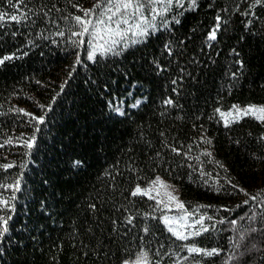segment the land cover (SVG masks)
<instances>
[{
    "label": "trees",
    "instance_id": "16d2710c",
    "mask_svg": "<svg viewBox=\"0 0 264 264\" xmlns=\"http://www.w3.org/2000/svg\"><path fill=\"white\" fill-rule=\"evenodd\" d=\"M97 2L25 0L19 4L13 0L16 11L9 7L8 0H0V12L8 14L0 22V59L14 57L0 65V183L10 184L23 177L21 191L15 193L16 211L10 224L15 229L14 240L24 237L23 247L16 250L10 246L4 261L116 264L111 253L131 254L134 259L139 251H147L151 264H225L232 250L230 237L236 235L231 228L239 229L247 223L239 221L233 226L228 221L254 212L259 218L264 211V204L257 201L244 205L248 197L240 191L244 189L264 199V144L259 140L264 136V124L246 116L226 128L215 109L264 105V36L259 32L249 36L245 26L253 20L252 30L264 29V8L253 7L254 0H199L201 7L195 13H185L178 33L188 41L184 55L176 58L168 71L157 75L148 67L157 49H146L142 60L137 52L138 62L144 67L125 77L122 71L126 62L105 61L98 54L101 63L108 65L100 68L87 60L84 48L78 53L83 63H74L76 55L67 43V27L74 23L73 16L83 15L79 8H92ZM73 4L77 7L73 8ZM29 9L40 16L33 12L27 22L11 21L12 14L23 15ZM44 12H49L52 22L43 16ZM217 14L222 18L221 29L212 47H208L207 34ZM57 31H64V37L57 36ZM233 49L240 52V57L234 55ZM193 58L198 65L191 64ZM237 59L246 61L244 69L234 63ZM184 67L194 76L178 79L183 75L179 69ZM233 71L238 79L231 75ZM89 77L115 81L109 91L113 98L125 102L127 117L107 119L109 110L104 108V101L109 98L103 92L96 95L100 90H93ZM172 79H178L177 85L171 84ZM140 96L144 102L130 108ZM167 98H172L176 106H164ZM40 105L53 110L40 126L38 147L28 150L22 145L33 134V127L29 117L17 109L39 116L44 114ZM101 112L105 113L103 117ZM205 138L211 143H205ZM84 143L98 146L87 151L85 166L74 187L63 194V203L58 206L61 214L46 231L35 232V239H29L21 228L29 216L33 222L36 220L33 197L53 167L50 162L65 154L84 155ZM29 151L31 154L25 155ZM205 152H211V157L203 155ZM4 164L14 166L5 170ZM159 176L179 189L185 208L195 213L190 221L203 215L205 225L215 227L188 241L176 240L163 223L165 210L148 196L130 194L135 186L146 187ZM233 184L237 187L233 188ZM0 194L7 199L12 190L0 189ZM89 204H96L95 213ZM199 205L210 207L198 208ZM225 208L231 211L225 212ZM208 216L213 220L208 221ZM129 217L134 218L131 225L127 223ZM220 219L225 223L216 224ZM89 227L95 235L87 231ZM193 244L218 248L220 255L208 258L188 253L187 246ZM260 259V254L254 255L251 264H259Z\"/></svg>",
    "mask_w": 264,
    "mask_h": 264
},
{
    "label": "snow or ice",
    "instance_id": "6c2138e0",
    "mask_svg": "<svg viewBox=\"0 0 264 264\" xmlns=\"http://www.w3.org/2000/svg\"><path fill=\"white\" fill-rule=\"evenodd\" d=\"M19 4H24L25 0H17ZM9 7L18 11L17 5L13 3V0H8ZM261 6L264 8V0H254L253 7ZM73 8L77 5L73 4ZM55 7V5H53ZM201 4L199 0H98V2L92 8H79V11L83 15H75L72 17L74 21L73 24L67 27V31L70 33V37L67 43L73 48L74 54L76 55L75 65H81L83 61L81 60L79 49L84 48V54L88 61L99 65L100 68H107V62L101 63L99 57L105 58V61L112 59L113 63L118 61H124L125 66L122 71V75L125 77H131L136 73V69L143 68L144 65L138 62L136 56L137 52L141 53L139 59H144L143 53L148 48H156L157 51L152 53V59L148 62V67L151 71L159 75L162 72L168 71L171 67L173 61L184 55L185 49L187 47V39L185 37L179 36L181 28L183 27L185 20V13H195ZM99 10V11H97ZM51 9H49V12ZM57 11H61L57 9ZM35 14L39 17L40 13L35 12L33 9L25 11L23 15L12 14L10 16L11 21L16 23L27 22L30 13ZM49 12H44L43 16L49 18ZM8 15L5 12H0V22L5 20V16ZM71 16V14H69ZM242 15H248V13H242ZM255 16V13H253ZM62 19H66L63 18ZM221 16L216 15L214 17V24L211 30L207 34L206 43L208 47H212L213 41L217 40V33L221 29ZM32 20V23H35ZM248 29V35H256L257 32L261 36H264V29H256L253 20H248L245 25ZM59 27V26H57ZM193 32L196 31L195 28L192 29ZM57 36L64 37V31H57ZM76 37L78 39H72ZM87 37V47H85ZM234 55L240 57V52L233 49ZM14 57L5 56L0 59V65H4L6 60H11ZM214 63V61H213ZM234 63L238 64L240 69H244L246 61L237 59ZM191 64L198 65L199 61L194 58ZM178 66V65H177ZM73 68L69 72L71 77ZM180 73L183 75L178 77L182 79L183 76L192 77L194 72L188 71L186 67L179 69ZM231 75L238 79L236 72L233 71ZM90 86L94 85L95 89H99L96 95L99 97L100 93L103 92L104 96L109 99L104 101V108L108 109L107 119L113 120L115 117H127L128 112L124 107L122 100L113 98L112 92L109 89L112 88L115 83L114 80L104 79L101 77L99 81L88 78ZM178 79H172L171 84L177 85ZM191 83V81H189ZM39 83V81H37ZM63 88V85H61ZM176 92V88H173ZM179 95V92H176ZM127 95H131L128 93ZM55 103V100L52 101ZM164 106H173L176 104L172 98H167L163 101ZM140 106V101L135 100L131 103L130 107L138 108ZM43 115H34L23 109H17L18 112L23 113L24 116L29 117V123L32 124L33 134L23 142V147L31 150L37 145V134L42 133L41 125L46 123V115L53 109L51 107H46L45 105H40ZM216 113H219L220 118L224 121V126L227 128L231 124L238 123L243 117L251 115L256 121L264 124V105H248L246 108H241L237 105H232L228 112L221 111L220 108L215 109ZM235 113V115H233ZM163 115V113H161ZM105 115L101 112V117ZM227 117H233L231 121ZM212 119V117H209ZM123 123V121H120ZM161 136L164 135L163 132L160 133ZM98 139V137H97ZM259 140L264 144V136L259 137ZM11 143V140L7 141ZM205 143H211L210 140L204 139ZM238 143V141H236ZM3 145H0L2 147ZM98 145L93 143H84L82 148L85 149L84 155H67L61 156L59 159L56 157L50 162L53 166L51 170L46 174V176L40 181L39 190L35 191L33 197V202L35 205L34 213L36 216L35 222H33L31 216L22 226L21 231L28 233L29 239H35V232H41L47 230L48 225L55 222V218L61 214L59 210V205L63 203V194L66 189H71L74 187V181H76L81 171L83 170L87 151L94 150ZM171 151L180 155V152L176 148H171ZM30 151L25 153V155H30ZM203 155L211 157V152H205ZM186 156V154H185ZM199 161V157H196ZM202 163V162H201ZM12 164H4L3 168L6 170L13 167ZM25 165H21L24 167ZM201 174L205 175L203 169H201ZM20 179H15L10 184L0 183V189H11L12 195L9 198H3L0 196V264H6L4 261V255L8 252L9 247H14L19 250L23 247L24 237L20 240H14L12 237L14 227L10 224L12 221V214L16 211L15 201L17 199L15 193L21 191ZM229 183L231 181L229 180ZM158 186V187H157ZM172 186L167 185L160 177H156L151 184H149L147 189H142L139 185L135 186L134 190H131L130 194L133 197L136 196H148L149 199L154 197L151 195L152 191H156L157 197L160 196V189H164V196L166 199H156L157 205L163 207V209L171 211L172 205H175L177 209L182 211V214L178 218L169 217L162 213V220L167 228V231L171 233L172 236L178 241H188L190 237L200 236L202 233L209 232L210 227L214 228L215 224L205 225V217L203 215L197 216L193 223L189 224V217L195 215L194 212H189L185 208L184 203L180 202L178 197L168 191ZM236 188V185H232ZM248 199L243 201L244 205H249L250 201H257L258 203L264 204V199H260L256 195H250L244 189H240ZM210 207L207 205H199L198 208ZM240 207V205H237ZM88 208L95 213L97 211L96 204H89ZM225 212L231 211L229 208L224 209ZM133 217H129L127 220L128 224H132ZM208 221H212L213 217H206ZM246 220L247 223L240 227L231 228V231L236 233V235L230 237V242L232 244L231 255L226 259L225 264H251V259L254 255L260 254L261 259L259 264H264V211H262L260 217L258 218L254 212L250 216H240L239 219H230L228 223L230 225L236 226L239 221ZM115 226L116 221L112 222ZM216 224H223L225 221L223 219L217 220ZM197 225L200 227L197 228ZM191 228L193 231L187 232L186 229ZM115 230V229H114ZM89 233L95 235L92 229L89 227L87 229ZM148 228H144V232L148 233ZM251 241V242H250ZM127 250L125 249V252ZM186 251L188 253L198 254L204 257L213 258L214 256L220 255V250L218 248H203L196 244L187 246ZM159 254V253H156ZM109 253H105L107 257ZM115 257L116 264H151L149 259V253L147 251H139L135 258H131L129 255H120L118 253H111ZM156 264H160L159 261ZM214 264V261H213Z\"/></svg>",
    "mask_w": 264,
    "mask_h": 264
},
{
    "label": "rangeland",
    "instance_id": "374dc122",
    "mask_svg": "<svg viewBox=\"0 0 264 264\" xmlns=\"http://www.w3.org/2000/svg\"><path fill=\"white\" fill-rule=\"evenodd\" d=\"M135 100H139V101H140V105L144 102V98L141 97V96L138 97V98H136ZM135 100H134V101H135ZM123 103H124V107H125V109H126L127 106H126V104H125L124 101H123ZM252 105L262 106L261 104H252ZM246 107H247V106H245V107H241V108H246ZM130 108H132V107H130ZM228 111H229V110H228ZM228 111H224V112H228ZM233 115H235V113H234ZM249 116H251V115H249ZM232 118H233V117H227V119H228L229 121H231ZM223 122H224V121H223ZM159 177H160V176H159ZM160 178H161L164 182H166L167 185H171V186H172L170 189H168V191H171L172 194L175 195L176 197H178L179 201L182 202V201H181V198H180V192H179V189H178L175 185H173L172 183H170V182L166 181L165 179H163L162 177H160ZM150 184H151V183H150ZM148 186H149V185H148ZM148 186H146V187H141V188H142V189H147ZM157 187H158V186H157ZM164 192H165L164 189H160V196L157 197V195H156V191H155V190L152 191L151 195L154 197L153 200L156 202V199H166V197L164 196ZM0 196H2V195L0 194ZM2 197H3V196H2ZM3 198H4V197H3ZM161 207H162V206H161ZM162 208H163V207H162ZM164 210H165V209H164ZM165 212H166L165 215H168L169 217H173V218H178V217L182 214V211L179 210V209H177L175 205H172V209H171V211L165 210ZM188 223L191 224V223H193V221H190V218H189ZM186 231H187V232H191V231H193V229L188 228V229H186Z\"/></svg>",
    "mask_w": 264,
    "mask_h": 264
}]
</instances>
